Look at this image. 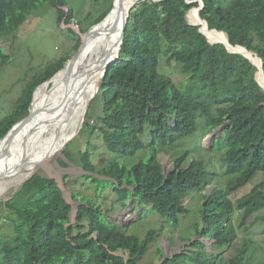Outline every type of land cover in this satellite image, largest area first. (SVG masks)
<instances>
[{
    "label": "trees",
    "instance_id": "1",
    "mask_svg": "<svg viewBox=\"0 0 264 264\" xmlns=\"http://www.w3.org/2000/svg\"><path fill=\"white\" fill-rule=\"evenodd\" d=\"M202 2L198 16L209 29L225 32L231 45L254 51L264 70V0ZM44 3L57 10L58 21L72 20L71 11L63 10L67 0H0V39H14L28 14ZM198 6L197 1L144 0L130 10L119 56L109 65L84 122L91 133H100L107 151L97 163L92 159L96 146L80 152L83 169L90 173L82 177V185L93 186L96 195L79 198L72 193L83 203L70 223L71 206L56 181L33 175L3 204L11 235L0 236V264H144L157 230L149 229L143 237L131 234L125 226L109 222L96 200L110 187L114 204L121 207L133 199L164 218H174L176 224L179 217L185 219L189 210L182 200L204 191L215 174L189 150L178 155L173 170L164 174L158 153L193 136L200 124L206 133L224 124L213 148L223 151L226 171L223 185L203 195L194 233L212 238L222 250L237 247L226 258L202 252L205 247L196 240L192 246L197 251L166 257L159 264H264V245L250 237L236 242L239 230L246 232L260 220L264 228V215L247 224L264 209V181L239 194L264 173V90L255 79L257 67L247 58L230 53L223 44H210L199 26L188 23L186 12ZM76 37L75 49L81 44ZM65 60L47 64L27 83L0 120V138L25 121L36 87L56 75ZM8 62L9 54L0 46V66ZM163 64L177 69L180 78L163 73ZM92 104L98 105L97 121L90 125ZM236 218L239 222L234 223ZM120 251L128 252V259ZM156 252L161 255L159 249Z\"/></svg>",
    "mask_w": 264,
    "mask_h": 264
},
{
    "label": "rangeland",
    "instance_id": "2",
    "mask_svg": "<svg viewBox=\"0 0 264 264\" xmlns=\"http://www.w3.org/2000/svg\"><path fill=\"white\" fill-rule=\"evenodd\" d=\"M112 3V0H67V5L63 6V10L65 12L71 11L73 18L70 22H66L65 18L58 21L57 10L44 3L28 14L25 22L15 32L14 39H0V46L9 54V62L0 66V120L5 118L12 110L15 101L27 83L47 64L61 57H66L63 67L72 61L83 43V35L97 24L95 21L100 15L111 9ZM198 3H200L199 0ZM188 11L186 12V20L189 24L195 25V23L189 22L187 18ZM76 34L81 40V44L77 49L74 48V45L77 43ZM161 71L165 74H170L175 79L181 76L177 69L172 70L166 64H163ZM45 83L37 86L35 90L41 88ZM99 84L100 81L95 83L94 86L98 87ZM97 87H94L84 105L82 122H85V119L88 117V104L92 94H97ZM33 107L25 121L30 117ZM97 107L98 105L92 104L90 110L92 112L89 113L90 125L95 124L97 121ZM223 132L224 127H218L206 133L202 124H200L199 130L193 136L181 139L178 141L176 147L166 148L165 150H160L158 153V159L164 174L173 170L175 158L186 150L190 151L191 157L203 159L208 171L215 174L204 188V191L190 194L189 197L187 196L182 200L181 205L187 207L189 211L185 219H182L183 216L179 218V215L177 216L178 224H176L174 218H164L154 209H148L139 203L132 202L133 199H130L125 207L114 204L115 195H113L114 192L110 187H107L102 194H99L96 206L102 207L100 212L104 214V217L109 222L125 226V229L129 233L140 237H143L149 229L157 230L155 242L142 260L144 264L150 261L159 264L166 257L169 258L179 253L197 251V248L192 246V243L196 240L203 243L205 249H200L206 254L216 255L220 253L226 255V258L234 255V249L237 247V244H233L232 247L222 250L213 244L212 238L196 235L193 226L200 220L199 208L203 202V195H208L213 189L220 187L225 178L226 169L221 160L223 151H217L213 148V146L217 145L216 139L222 136ZM71 137L61 150H57L58 152L40 155L33 162L35 169L32 173L33 175L38 174L42 177L54 179L58 183L62 189L64 199L71 206L69 214L70 223L75 221L76 210L83 203L81 199H75L72 193L76 192L79 194V198L86 195H96L93 186L82 185V182L85 181L82 177L90 173L83 169L80 152L90 149L92 145L96 146L97 150L92 152L94 163H97L100 155L107 154L100 133H91L89 127H84V123L76 134H72ZM143 153L139 152L137 155H143ZM109 156L113 157L112 154H109ZM101 178L104 179V177ZM261 181H264V173H258L254 177L253 182L243 188L239 194L246 193L252 186ZM21 186L22 184L0 196V236L7 237L11 235V224L9 220H5L4 218L6 208L3 204L12 198ZM1 191H3V188H1ZM262 215H264V209L251 216L247 224L252 225L253 220L255 221L257 217ZM237 222H239V218H236L234 221V223ZM261 222L260 220L254 223L246 232L239 230L236 242L241 243L244 238L250 237L257 245L263 246L264 235L262 231L264 228L260 226ZM95 235L94 233L93 236ZM156 249L160 250L162 257L157 254ZM118 254L128 259V252L120 251Z\"/></svg>",
    "mask_w": 264,
    "mask_h": 264
},
{
    "label": "bare ground",
    "instance_id": "3",
    "mask_svg": "<svg viewBox=\"0 0 264 264\" xmlns=\"http://www.w3.org/2000/svg\"><path fill=\"white\" fill-rule=\"evenodd\" d=\"M138 1L116 0L106 20L83 35V43L72 61L38 89L28 120L0 141V196L19 187L32 175L33 162L40 155L61 150L83 125L84 105L97 87L95 83L101 80L106 63L117 55L129 8ZM187 18L190 23L202 26L210 41H222L231 51L248 56L257 66L256 78L264 90L262 63L256 54L243 46L231 45L224 32L210 30L198 16L197 8L189 10Z\"/></svg>",
    "mask_w": 264,
    "mask_h": 264
},
{
    "label": "water",
    "instance_id": "4",
    "mask_svg": "<svg viewBox=\"0 0 264 264\" xmlns=\"http://www.w3.org/2000/svg\"><path fill=\"white\" fill-rule=\"evenodd\" d=\"M139 1H142V0H139ZM138 1V2H139ZM195 1H197L198 2V0H188V3H191V2H195ZM115 2H116V0H113V3H112V7H111V9H110V11L108 12V14L106 15V17L104 18V19H102L100 22H98L96 25H100L101 24V22H104L105 20H106V18H107V16L112 12V10H113V8L115 7ZM137 2V3H138ZM199 7H196L197 8V10H198V14H199V16H200V10L202 9V7H203V2H202V0H199ZM136 2H134L132 5H131V7L129 8V9H131L132 7H134V5H136L135 4ZM130 12V11H129ZM128 16H129V13L127 14V17H126V20H125V23H124V25H123V28H122V30H121V34H120V39H119V42H118V54L117 55H115L113 58H111L108 62H107V64H106V66H105V69H104V71H103V73H102V75H101V80H100V84H99V86L97 87V92H98V89L100 88V85L102 84V81H103V78L105 77V75H106V73H107V69H108V67H109V65L111 64V63H113L117 58H118V56H119V50H120V48H121V43H122V40H123V35H124V29H125V25H126V22H127V19H128ZM202 19V18H201ZM203 20V19H202ZM205 21V20H204ZM206 22V21H205ZM207 23V22H206ZM208 24V23H207ZM197 26H199V31L202 33V34H204L205 35V33L202 31V26H200L199 24L197 25ZM211 30H216V29H211ZM216 31H218V30H216ZM221 32H223V31H221ZM225 33V32H224ZM226 34V33H225ZM227 35V34H226ZM205 37L207 38V40H208V42L210 43V44H223L225 47H226V49L230 52V53H236V54H241L242 56H244L245 58H247L254 66H256V64L254 63V62H252L250 59H249V57L248 56H246L245 54H243V53H241V52H237V51H231L229 48H228V46H227V44L226 43H224V42H222V41H210L209 39H208V37L205 35ZM227 39H228V36H227ZM229 41V40H228ZM83 42V41H82ZM246 48V47H245ZM247 49V48H246ZM251 51V50H250ZM253 53H255L254 51H252ZM256 54V53H255ZM257 55V54H256ZM258 56V55H257ZM259 57V56H258ZM259 59L261 60V58L259 57ZM261 63H262V71H263V75H264V70H263V62H262V60H261ZM257 67V66H256ZM257 73V72H256ZM256 73H255V79H256V81L259 83V85H260V87L263 89V87L261 86V84H260V82L257 80V78H256ZM55 75V74H54ZM51 78V77H50ZM49 78V79H50ZM48 79V80H49ZM47 80V81H48ZM46 82V81H45ZM34 92H35V90H34ZM34 92H33V97H34ZM96 92V93H97ZM96 94H92V96H91V98H90V101L93 99V97L95 96ZM33 97H32V101H33ZM32 101H31V103H32ZM90 103V102H89ZM89 105V104H88ZM29 113H30V110H29ZM29 113H28V115H29ZM28 117V116H27ZM26 117V118H27ZM25 118V119H26ZM24 119V120H25ZM24 120H22V121H24ZM21 121V122H22ZM20 123V122H19ZM18 124V123H17ZM17 124H15V125H13V127L5 134V135H7ZM82 126H80V128H81ZM219 127H224V125H221V126H219ZM79 128V129H80ZM78 129V130H79ZM77 130V131H78ZM76 131V132H77ZM76 132H75V134H76ZM4 135V136H5ZM3 136V137H4ZM75 136V135H74ZM2 137V138H3ZM2 138H0V140L2 139ZM72 138V137H71ZM70 139V138H69ZM69 139H68V141H69ZM33 176V174L32 175H30L26 180H24V182L22 183V185L28 180V179H30L31 177ZM57 183V182H56ZM57 185H58V183H57ZM58 187L61 189V187L58 185ZM62 190V189H61Z\"/></svg>",
    "mask_w": 264,
    "mask_h": 264
},
{
    "label": "clouds",
    "instance_id": "5",
    "mask_svg": "<svg viewBox=\"0 0 264 264\" xmlns=\"http://www.w3.org/2000/svg\"><path fill=\"white\" fill-rule=\"evenodd\" d=\"M70 214V213H69Z\"/></svg>",
    "mask_w": 264,
    "mask_h": 264
}]
</instances>
